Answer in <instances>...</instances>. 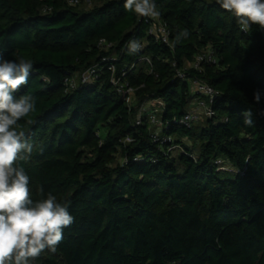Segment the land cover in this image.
<instances>
[{
	"label": "trees",
	"instance_id": "1",
	"mask_svg": "<svg viewBox=\"0 0 264 264\" xmlns=\"http://www.w3.org/2000/svg\"><path fill=\"white\" fill-rule=\"evenodd\" d=\"M82 1L0 0V52L33 65L14 94L35 97L15 126L33 151L14 166L32 200L50 192L74 217L30 264H264V30L216 0H154L165 42L125 0ZM130 40L144 47L130 54ZM195 80L215 88L214 113L185 124L196 99L209 103Z\"/></svg>",
	"mask_w": 264,
	"mask_h": 264
},
{
	"label": "clouds",
	"instance_id": "2",
	"mask_svg": "<svg viewBox=\"0 0 264 264\" xmlns=\"http://www.w3.org/2000/svg\"><path fill=\"white\" fill-rule=\"evenodd\" d=\"M232 13L237 22L247 31L251 25L264 30V0H216ZM126 10L141 17L158 19L154 0H125ZM189 35L187 29L177 33L180 43ZM144 47L138 40H130L127 49L135 54ZM33 65L23 59H5L0 52V264H30L48 249L57 251L64 239L63 229L74 222L69 213L70 201L57 202L50 192L46 198L32 200L29 192V176L18 160H27L33 151L31 140L23 132H17V122L26 117L35 107V97H15L16 91L28 83ZM261 94L254 92L260 102ZM244 124H253L252 111L242 113ZM31 123V121H28ZM43 196V189L40 190Z\"/></svg>",
	"mask_w": 264,
	"mask_h": 264
},
{
	"label": "built area",
	"instance_id": "3",
	"mask_svg": "<svg viewBox=\"0 0 264 264\" xmlns=\"http://www.w3.org/2000/svg\"><path fill=\"white\" fill-rule=\"evenodd\" d=\"M72 4H77L80 2V0H68ZM150 33L154 34L156 37L159 39H162L165 42H169V30L167 28L166 23L159 17L158 19L151 18L150 19ZM141 43V42H140ZM143 59H146L149 63H151V59L149 57L144 56ZM215 58L212 55V51L207 52V53H201L200 55L197 56L196 62L194 65L198 67L201 62L204 60H214ZM111 69L114 71L115 66L111 65ZM96 72V68L91 67L87 70H85L82 74L81 77L83 80H88L94 76ZM113 82L116 84H119V80L116 78H113ZM194 89L198 93H202L209 97V103L204 99V98H198L196 101L193 103V106L189 110V112L180 120V122L185 123V124H190L193 120L199 119L200 111H205L207 115H213L214 111L211 106V102L215 98L216 95V90L213 88L211 85H209L207 82L203 80H195L194 81ZM120 92L124 95V97L127 98V100L130 102L133 98V94L135 92V89L132 86L122 84L119 86ZM159 100H153L150 101V104H157ZM140 121V120H139ZM150 121L154 124H158L159 126L163 125V121L160 118V116L157 114L156 111L150 113ZM181 148L180 146L177 145H172L170 147V150H176Z\"/></svg>",
	"mask_w": 264,
	"mask_h": 264
},
{
	"label": "rangeland",
	"instance_id": "4",
	"mask_svg": "<svg viewBox=\"0 0 264 264\" xmlns=\"http://www.w3.org/2000/svg\"><path fill=\"white\" fill-rule=\"evenodd\" d=\"M95 3L96 2L94 0H83L80 4L82 5L81 7L88 9L91 6H94ZM159 102H161V101L159 100ZM193 106H195V105H193ZM200 116L201 117L198 120L199 121L198 123L202 122L206 118V116H208V115L205 113V111H200Z\"/></svg>",
	"mask_w": 264,
	"mask_h": 264
}]
</instances>
